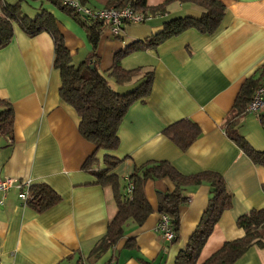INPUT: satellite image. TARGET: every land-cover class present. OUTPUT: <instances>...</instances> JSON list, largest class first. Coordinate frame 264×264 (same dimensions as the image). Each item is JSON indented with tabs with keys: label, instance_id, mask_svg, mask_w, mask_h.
Here are the masks:
<instances>
[{
	"label": "crops",
	"instance_id": "crops-1",
	"mask_svg": "<svg viewBox=\"0 0 264 264\" xmlns=\"http://www.w3.org/2000/svg\"><path fill=\"white\" fill-rule=\"evenodd\" d=\"M78 1L102 9L114 0ZM165 1L146 0V4L156 7ZM219 1L224 15L212 35L188 29L155 49L131 53L120 61L124 70L152 69L154 78L150 95L128 109L117 132L119 146L110 153L121 160L113 171L120 191L133 170L148 162H167L183 176L201 172L221 175L230 206L201 248L197 264L223 243L243 237L236 225L240 216L264 209V167L226 135L242 84L247 79L264 83V0ZM21 9L31 19L41 10L55 18L74 65L90 54L80 27L49 3L22 0ZM164 11L165 15L144 24L126 25L119 36L103 30L96 48L99 72L105 74L120 50L146 40L165 21L201 15L196 6L178 0L168 3ZM53 55L47 33L29 38L16 25L10 44L0 50V99L10 103L13 112L12 140L0 135V179L46 185L60 198L38 212L18 198L16 189L0 192V264H76L88 256L116 213L111 188L94 185V179L81 169L94 147L79 134L74 110L59 98L60 77L52 67ZM108 83L118 92L127 90L112 80ZM181 120L194 124L200 133L185 150L163 133ZM235 124L232 130L252 149L264 152V128L258 118L246 114ZM103 155L102 151L96 153L99 167ZM174 188L166 177L148 180L143 191L152 213L140 226L128 222L123 238L93 264H174L198 227L211 195L205 183L185 189L178 239L168 243L156 231L158 194ZM128 240L133 243L130 247L125 246ZM234 264H264V247L252 246Z\"/></svg>",
	"mask_w": 264,
	"mask_h": 264
},
{
	"label": "trees",
	"instance_id": "trees-1",
	"mask_svg": "<svg viewBox=\"0 0 264 264\" xmlns=\"http://www.w3.org/2000/svg\"><path fill=\"white\" fill-rule=\"evenodd\" d=\"M21 1L13 5L7 4L6 0L0 2V50L10 44L13 37V25H16L29 38L43 32L51 37L54 54L52 67L58 71L60 77L59 98L74 110L79 119V134L94 147V152L84 161L81 169L94 179V185L109 187L114 195L116 213L107 224L105 234L95 242L88 256L79 258L76 264H93L108 250L114 248L123 238L124 226L128 222L136 226L142 225L152 213V208L144 195V184L148 180L154 181L165 177L173 182L175 188L170 193L158 194L157 213L168 218L174 234L172 243L177 242L178 239L179 208L186 203L185 189L188 186H198L203 183L210 188L211 195L200 223L174 260V264H197L201 248L222 212L230 206V195L225 189L221 175L215 172H201L192 176H183L167 162H148L133 170L127 178L126 185L127 183L132 185L131 192L128 194L126 185L124 191H120V183L113 172L121 160L111 156L110 153L119 146L117 132L128 109L136 102H144L150 95L154 78L152 69L139 67L124 70L120 61L131 53L155 49L165 40L178 36L188 29H195L201 35H212L224 15L222 3L219 0H178L199 8L200 17L198 19L174 18L165 21L159 31L146 40L132 42L120 50L115 55L110 69L103 74L98 70L96 56L98 41L104 30V24L101 21L75 13L71 8L62 5V0H28L49 3L71 18L84 32L91 52L82 63L76 66L72 63L55 18L45 10H41L39 15L31 19L22 12ZM172 1L174 0H167L156 7H149L146 0H114L108 1L105 8L121 10L130 7L135 13L156 17L165 15V6ZM80 3L84 5L82 1ZM261 71L264 72V65ZM108 80H112L115 86L127 90L118 92L112 89ZM261 84L254 79H247L242 84L232 107V115L227 121L226 135L253 162L264 167V152L252 149L242 136L232 130L236 120L246 115L245 106ZM0 110V135L12 140V106L0 99ZM259 121L264 128V115H259ZM163 133L181 150L189 147L200 134L198 128L186 120L174 123ZM98 151L104 152L101 158L102 167H99V160L96 158ZM261 188L264 192V185ZM27 196L24 203L38 212L53 206L60 199L46 185L28 186ZM236 225L243 231V237L223 243L201 264H234L252 246L264 247V209H253L240 216ZM132 245V241L128 240L125 246Z\"/></svg>",
	"mask_w": 264,
	"mask_h": 264
},
{
	"label": "built area",
	"instance_id": "built-area-1",
	"mask_svg": "<svg viewBox=\"0 0 264 264\" xmlns=\"http://www.w3.org/2000/svg\"><path fill=\"white\" fill-rule=\"evenodd\" d=\"M0 2H3V0H0ZM62 5L71 8L79 15L101 21L104 24V30H107L113 36H119L126 25L144 24L154 18L152 16L135 13L130 7L121 10L114 8L91 9L82 5L78 0H62ZM262 110H264V83L253 93L251 100L245 106L244 112L259 119ZM28 186L27 183L18 180L0 179V192L5 193L12 188L16 189L18 191V198L22 201H25L28 197ZM131 188L132 185L127 183L126 193L129 194ZM156 231L166 242H172L174 234L170 228L168 218L165 215L160 216Z\"/></svg>",
	"mask_w": 264,
	"mask_h": 264
},
{
	"label": "bare ground",
	"instance_id": "bare-ground-1",
	"mask_svg": "<svg viewBox=\"0 0 264 264\" xmlns=\"http://www.w3.org/2000/svg\"><path fill=\"white\" fill-rule=\"evenodd\" d=\"M11 180H13V179H11Z\"/></svg>",
	"mask_w": 264,
	"mask_h": 264
}]
</instances>
